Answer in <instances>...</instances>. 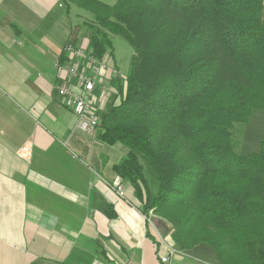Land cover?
<instances>
[{
    "label": "trees",
    "instance_id": "trees-1",
    "mask_svg": "<svg viewBox=\"0 0 264 264\" xmlns=\"http://www.w3.org/2000/svg\"><path fill=\"white\" fill-rule=\"evenodd\" d=\"M60 2L87 15L81 37L98 59L113 61L116 35L133 49L123 81L113 66L97 126L126 150L113 170L138 209L175 249L204 243L221 264H264V146L234 144L237 124L264 111V0Z\"/></svg>",
    "mask_w": 264,
    "mask_h": 264
},
{
    "label": "crops",
    "instance_id": "crops-1",
    "mask_svg": "<svg viewBox=\"0 0 264 264\" xmlns=\"http://www.w3.org/2000/svg\"><path fill=\"white\" fill-rule=\"evenodd\" d=\"M70 16L60 0H0V264H221L207 244L173 248L113 170L124 147L104 143L98 126L78 128L57 92L72 82L57 66L63 46L81 43ZM113 66L95 93L98 114L116 86ZM254 112L240 139L249 152L264 146V113ZM27 139L29 162L16 153Z\"/></svg>",
    "mask_w": 264,
    "mask_h": 264
},
{
    "label": "built area",
    "instance_id": "built-area-1",
    "mask_svg": "<svg viewBox=\"0 0 264 264\" xmlns=\"http://www.w3.org/2000/svg\"><path fill=\"white\" fill-rule=\"evenodd\" d=\"M62 53L64 56L58 60L57 66L66 72L72 82L67 86H60L57 92L68 99L70 108L77 118L78 128L82 131L92 130L99 122V115L94 107L95 93L104 70L108 68V62L105 59H98L85 47L70 42L63 46ZM16 153L19 158L29 162L32 158V140L27 139L18 147ZM116 190L123 195L121 187L118 186ZM161 260L167 259L162 257Z\"/></svg>",
    "mask_w": 264,
    "mask_h": 264
},
{
    "label": "rangeland",
    "instance_id": "rangeland-1",
    "mask_svg": "<svg viewBox=\"0 0 264 264\" xmlns=\"http://www.w3.org/2000/svg\"><path fill=\"white\" fill-rule=\"evenodd\" d=\"M102 1L107 2V3H113L115 0H102ZM71 9L72 10L70 11V14H71L70 18H72L74 25H76L75 29H74V35H75V37H78L80 39L81 43L78 46L81 47L82 46L81 44L84 43L83 42L84 38L81 37V32L83 29L82 28L83 27L82 26V20L87 15L75 7H72ZM112 44H113L112 60H113V63L116 67L117 76L121 77V80L123 81L124 78L128 74L131 56L133 54V49L130 46V44L123 37L117 36V35L112 38ZM107 105H108V103H107ZM254 113H257V115H258V114H263L264 111L256 110ZM245 126H246V124L240 125V126L237 124V128H235V136H234L235 147H236L238 152H242V153L249 152V151H244V147L240 146V139L242 140L243 135L246 131ZM142 161H143V159H142ZM144 165H145L146 173H149L148 174L149 178L152 179V177L150 176L151 175L150 168L147 167L145 162H144Z\"/></svg>",
    "mask_w": 264,
    "mask_h": 264
},
{
    "label": "water",
    "instance_id": "water-1",
    "mask_svg": "<svg viewBox=\"0 0 264 264\" xmlns=\"http://www.w3.org/2000/svg\"><path fill=\"white\" fill-rule=\"evenodd\" d=\"M158 231H159V233H160L161 235H164V234L166 233V229H165L164 225L161 224V225L158 227Z\"/></svg>",
    "mask_w": 264,
    "mask_h": 264
}]
</instances>
